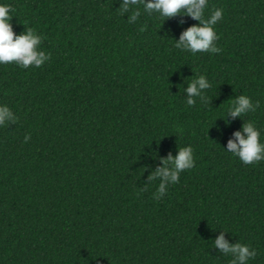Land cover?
I'll list each match as a JSON object with an SVG mask.
<instances>
[{"label": "trees", "instance_id": "16d2710c", "mask_svg": "<svg viewBox=\"0 0 264 264\" xmlns=\"http://www.w3.org/2000/svg\"><path fill=\"white\" fill-rule=\"evenodd\" d=\"M0 2L14 33L34 29L50 54L38 68L0 64V104L17 117L0 126V264H229L214 246L224 230L264 264V160L223 150L249 120L264 142V0H209L205 19L224 10L221 51L195 55L174 47L198 23L188 16L161 25L140 5L129 23L121 0ZM201 74L210 102L188 106ZM241 94L259 107L225 116ZM187 145L195 166L155 199L148 176Z\"/></svg>", "mask_w": 264, "mask_h": 264}, {"label": "clouds", "instance_id": "9594fccd", "mask_svg": "<svg viewBox=\"0 0 264 264\" xmlns=\"http://www.w3.org/2000/svg\"><path fill=\"white\" fill-rule=\"evenodd\" d=\"M143 5V11L149 15L153 13L165 19L177 15L191 17L197 21L184 30L178 40L174 41V47L193 55L196 53L208 52L219 53L221 51L215 44L219 36L215 30V25L222 20L224 10L222 7L216 8L210 16L205 19V10L209 7V0H121L119 12L121 15L130 13L128 22L134 23L141 15L139 6ZM133 9H135L133 11ZM11 6L0 2V64L15 62L22 68L41 67L50 60V54L40 49L43 37L32 28H25L20 34L13 31L11 24ZM184 92L187 93L186 103L193 106L196 98L209 103L205 92L212 87V84L203 74L197 76L189 84ZM259 103H254L251 97L241 94L231 101L225 114L233 118L255 112ZM224 116V117H225ZM17 117L6 104H0V126L14 123ZM234 139H229L225 152L237 157L243 164H253L264 160V142H261V130L251 120L244 122L241 129L235 131ZM25 136V142L29 139ZM195 166L194 150L191 145L179 148L176 155L169 154L161 160L160 166L149 176L148 181L158 179L160 181L154 198L159 200L166 192L168 185L179 181L180 173L190 170ZM144 169V168H143ZM145 170V169H144ZM227 232V230H224ZM224 232L214 241V246L219 249L224 256H230L229 264H248L257 256V249L249 244L236 242L230 244L224 239Z\"/></svg>", "mask_w": 264, "mask_h": 264}]
</instances>
